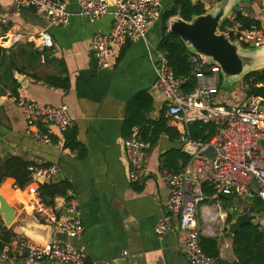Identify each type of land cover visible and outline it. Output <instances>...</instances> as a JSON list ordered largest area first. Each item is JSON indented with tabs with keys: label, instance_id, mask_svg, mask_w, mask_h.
Instances as JSON below:
<instances>
[{
	"label": "crops",
	"instance_id": "obj_1",
	"mask_svg": "<svg viewBox=\"0 0 264 264\" xmlns=\"http://www.w3.org/2000/svg\"><path fill=\"white\" fill-rule=\"evenodd\" d=\"M176 1L162 0L163 14L173 9ZM63 2L75 15L67 25L60 26L52 24L49 17L33 8H17L12 0H0V46L3 48L0 169L8 160L17 158L32 166L54 167L58 173L52 181L72 184L73 190L68 197L57 198L52 207L64 217L78 216L85 232L81 238L70 240L50 230L48 241L72 243L87 256L88 264H190L178 246L183 235L178 232L177 223L175 232L161 237L155 232L170 195L169 188L157 178V172L163 167L165 153L183 149L182 128L176 127L167 116V101L155 86L156 73L149 57L148 46L154 52L159 50L162 20L150 29L146 42L138 40L122 48H113L111 65L101 68L91 51V43L98 36L112 33V15L91 22L78 14V0ZM214 4L215 1L204 4L205 9L209 10ZM240 6L245 17L260 25L264 23V0H242ZM169 25L170 20L168 28ZM44 31L52 38L51 47L43 45L40 34ZM50 78L67 82L69 89L49 84ZM244 84L242 80L240 87L232 92L221 87L215 104L230 108L244 103L248 99ZM144 92L152 98V108L144 114L146 119L157 123L164 118L173 131L161 134L155 144L149 143L144 173L134 183L129 179L123 146L127 139L124 122L129 104ZM18 98L44 106H68L73 128L63 135L48 126L30 128L17 105ZM135 129L142 131L141 126H136L132 134ZM175 130L180 137L175 136ZM36 132H48L53 144L36 141L33 138ZM71 133L75 134L80 149L66 147V138ZM82 151L84 156H80ZM179 164L182 165V161ZM14 185V179L9 177L0 184V196L18 214L13 225L8 227L0 213V228L10 229L14 237H26L27 231L20 223L34 227L37 218L30 204L31 196L16 190ZM257 189L254 183L246 196H223L221 207L212 200L201 205L198 222L204 231L203 239L217 242L220 258L222 249L232 239L227 225L229 216H234L237 200L248 203L252 214L263 212ZM71 198L77 206L76 214L68 211ZM263 225L264 219H261L260 230ZM222 260L223 264H233L235 257Z\"/></svg>",
	"mask_w": 264,
	"mask_h": 264
},
{
	"label": "built area",
	"instance_id": "obj_2",
	"mask_svg": "<svg viewBox=\"0 0 264 264\" xmlns=\"http://www.w3.org/2000/svg\"><path fill=\"white\" fill-rule=\"evenodd\" d=\"M12 1L17 8L35 9L41 15L49 17L55 25H67L75 15L68 10L63 0ZM78 5V14L91 22L106 15L113 17L112 33L98 36L91 43V51L101 68L111 65L113 48H122L128 42L138 40L146 42L150 29L162 19L163 14L162 0H78ZM222 31L241 41L243 46H264V23L248 28L233 15ZM40 37L44 47L53 45L52 38L46 31ZM148 48L157 78L155 86L167 101V116L176 127L182 128L183 146L191 142L198 148L197 153L190 156L180 172L165 168L157 172V178L169 188L170 195L155 232L160 237L175 232L177 223V230L183 235L178 246L190 264H222L220 257L209 256L202 247L204 231L198 222L200 207L207 200L215 201L221 207L223 196H246L256 183L257 195L263 202L264 212V98L251 96L244 103L230 108L216 105L215 98L220 95L222 83L221 69L197 56L194 58L197 87L193 92L185 94L183 86L187 79L175 76L164 52H154L149 46ZM243 86L245 90L249 89L248 84ZM255 86L263 88L264 83ZM17 105L30 128L48 126L60 135L73 128V119L66 105L44 106L25 98H18ZM199 121L220 123L222 127L210 142H196L188 137V127ZM33 138L46 145L53 144L48 132H36ZM123 146L129 179L135 183L144 173L151 146L143 140L138 129L123 141ZM211 147L215 151L213 158L204 155ZM29 171L34 183L25 188L15 184L14 188L31 196L30 204L37 221L48 225L52 234L62 233L70 240L81 238L85 232L82 220L78 216L59 215L54 207L44 203L40 195V185H44L47 178H54L58 170L54 167L31 166ZM41 176L44 177L43 183L36 180ZM205 186L214 191L212 196L206 195ZM68 201V211L76 214L75 202L72 198ZM261 232L264 233V225ZM0 262L88 264L89 260L70 242L50 240L44 245L18 236L0 251Z\"/></svg>",
	"mask_w": 264,
	"mask_h": 264
},
{
	"label": "trees",
	"instance_id": "obj_3",
	"mask_svg": "<svg viewBox=\"0 0 264 264\" xmlns=\"http://www.w3.org/2000/svg\"><path fill=\"white\" fill-rule=\"evenodd\" d=\"M214 1L215 3H219L222 0ZM205 13V5L202 2L193 5L191 0H177L173 9L162 14V38L159 44V50L166 54L175 76L180 79H187V82L183 86V92L185 94L193 92L197 87V80L195 78L196 61L194 60L196 56L188 50L177 35L169 31L168 22L176 16L181 17L185 21H190L193 16H199ZM236 19L248 28L260 25L259 22L251 20L241 13H236ZM232 40H235V38H232ZM2 60L3 48L0 46V63ZM251 80L253 81L252 83ZM243 81L249 86V89L246 90L247 97L255 96L264 98V87L258 88L255 86L264 83V69L246 75ZM48 83L56 87H61L64 90L69 89L67 82H61V80L58 82L55 78L48 79ZM151 108L152 98L145 92L140 93L129 104L127 109L128 117L124 122L125 136L127 138L131 137L132 130L136 126L142 127L141 134L143 140L150 144H155L163 133L172 134L173 130L167 126L166 119L162 118L157 123H152L146 119L144 114L148 113ZM154 126L155 128H153ZM221 127L220 123L216 122H195L188 127V137L196 142L208 143L218 135ZM175 136L180 137L178 131H176ZM66 147L73 150L80 149L74 133L67 136ZM84 154L85 152L82 151L80 156H84ZM190 158L182 149H172L163 155L162 168L180 172ZM179 161H182V165L179 164ZM32 165V163L17 158L8 160L3 164L2 169H0V184L4 178L9 177L14 179L15 184L20 188H25L32 182L29 171V167ZM39 190L44 203L48 206H53L57 198L68 197L69 192L73 190V186L68 181H52L50 184L40 185ZM204 191L208 196H212L214 193L208 186L204 187ZM261 206H263V202H261ZM233 218V215L229 216L228 223ZM14 236V233L10 229L6 227L0 228V251L11 242ZM202 247L209 256L215 258L220 257V250L216 241L202 239ZM233 250L235 255L233 264H264V233L261 232L259 226H243L233 237ZM223 262L222 260V264Z\"/></svg>",
	"mask_w": 264,
	"mask_h": 264
},
{
	"label": "water",
	"instance_id": "obj_4",
	"mask_svg": "<svg viewBox=\"0 0 264 264\" xmlns=\"http://www.w3.org/2000/svg\"><path fill=\"white\" fill-rule=\"evenodd\" d=\"M214 0H191L195 5L198 2L208 4ZM242 0H222L215 3L206 13L199 16H193L190 21H185L179 16L170 19L169 31L177 35L195 56L205 59L209 64L218 65L226 84H234L235 88L240 87L243 78L255 71L264 69V46L255 47L253 45L244 47L239 40H232L228 33L222 31V28L234 13H242L240 2ZM253 2L254 0H246ZM244 15V14H243ZM7 38L3 39L6 42ZM226 91V90H225ZM228 91V90H227ZM230 90L228 92H232ZM250 101L248 102V104ZM264 144V143H263ZM182 151L189 156H194L198 148L188 142L183 146ZM214 148L204 152V155L213 158ZM40 183L44 182V177H37ZM52 183V178H47L46 184ZM0 213L3 216L6 226L10 227L17 218L16 210L0 196ZM261 219H264V212L252 214L248 203H239L234 210V218L227 225V233L232 237L221 251V259L235 257L233 250V237L245 225H255ZM22 229L27 231L26 237L34 242L47 244L50 227L37 221V226H30L26 222H21ZM31 236H30V234ZM37 237V240L34 239ZM60 264V263H55Z\"/></svg>",
	"mask_w": 264,
	"mask_h": 264
},
{
	"label": "rangeland",
	"instance_id": "obj_5",
	"mask_svg": "<svg viewBox=\"0 0 264 264\" xmlns=\"http://www.w3.org/2000/svg\"><path fill=\"white\" fill-rule=\"evenodd\" d=\"M223 77L224 78H226V79H229V78H227L225 75H222V83H221V85H220V87H222L224 90H228L229 91V89L230 90H236L237 88H235V85L234 84H226L225 82H224V79H223ZM240 91H241V89H239Z\"/></svg>",
	"mask_w": 264,
	"mask_h": 264
}]
</instances>
